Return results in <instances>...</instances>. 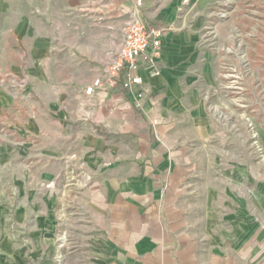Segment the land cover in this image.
Segmentation results:
<instances>
[{
  "label": "crops",
  "instance_id": "1",
  "mask_svg": "<svg viewBox=\"0 0 264 264\" xmlns=\"http://www.w3.org/2000/svg\"><path fill=\"white\" fill-rule=\"evenodd\" d=\"M142 1L143 20L166 30L159 58L137 71L142 84L130 94L106 71L135 0H29L27 11L0 0V76L26 74L32 94L23 134L78 143L74 157L93 176L98 219L87 264H264V230L239 225L242 214L214 213L206 183L200 213L181 209L184 175L192 185L197 145L212 137L216 0ZM30 233L52 237L49 229ZM21 252L14 248L9 261L0 253V264H26Z\"/></svg>",
  "mask_w": 264,
  "mask_h": 264
},
{
  "label": "rangeland",
  "instance_id": "2",
  "mask_svg": "<svg viewBox=\"0 0 264 264\" xmlns=\"http://www.w3.org/2000/svg\"><path fill=\"white\" fill-rule=\"evenodd\" d=\"M9 2L28 9L29 0ZM211 10L210 33L218 43L217 82L208 98L212 137L197 145L204 175L198 168L192 185L187 174L180 183L181 209L191 205L200 213L206 183L214 213L242 214L239 225L264 230V0H216ZM0 88L6 92L0 106V253L9 261L20 247L26 264L46 258L51 264H87L85 242L98 219L93 176L74 157L78 143L23 134L32 98L26 74L1 75ZM46 229L52 231L49 239L30 233Z\"/></svg>",
  "mask_w": 264,
  "mask_h": 264
},
{
  "label": "built area",
  "instance_id": "3",
  "mask_svg": "<svg viewBox=\"0 0 264 264\" xmlns=\"http://www.w3.org/2000/svg\"><path fill=\"white\" fill-rule=\"evenodd\" d=\"M142 0H135V7L131 17L123 30L121 45L113 55L111 64L106 71L113 84H119L130 94H135L142 84L137 71L150 66L160 56L161 38L165 33L164 26L147 24L141 15ZM100 80L96 79L92 86H99ZM92 87L86 88L90 94Z\"/></svg>",
  "mask_w": 264,
  "mask_h": 264
}]
</instances>
